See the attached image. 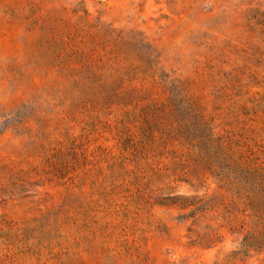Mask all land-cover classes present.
Here are the masks:
<instances>
[{
	"label": "rangeland",
	"instance_id": "374dc122",
	"mask_svg": "<svg viewBox=\"0 0 264 264\" xmlns=\"http://www.w3.org/2000/svg\"><path fill=\"white\" fill-rule=\"evenodd\" d=\"M0 264H264V0H0Z\"/></svg>",
	"mask_w": 264,
	"mask_h": 264
}]
</instances>
